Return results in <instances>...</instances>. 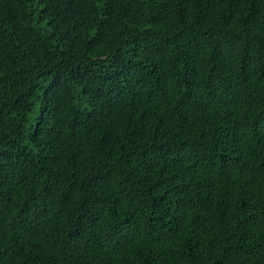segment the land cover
<instances>
[{"label": "trees", "instance_id": "trees-1", "mask_svg": "<svg viewBox=\"0 0 264 264\" xmlns=\"http://www.w3.org/2000/svg\"><path fill=\"white\" fill-rule=\"evenodd\" d=\"M0 264H264V0H0Z\"/></svg>", "mask_w": 264, "mask_h": 264}]
</instances>
